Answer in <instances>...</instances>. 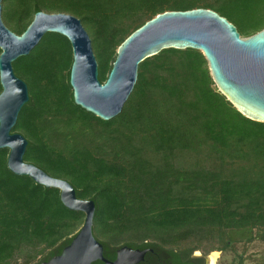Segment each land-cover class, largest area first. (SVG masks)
Instances as JSON below:
<instances>
[{
  "label": "trees",
  "instance_id": "1",
  "mask_svg": "<svg viewBox=\"0 0 264 264\" xmlns=\"http://www.w3.org/2000/svg\"><path fill=\"white\" fill-rule=\"evenodd\" d=\"M194 8L218 12L242 37L264 29V0H4L2 17L17 34L39 11L78 17L104 83L133 31L159 13ZM72 63L69 39L53 32L13 63L30 98L12 132L28 140L26 162L94 200L93 233L106 257L129 246L189 264L214 243L264 240V121L219 89L201 50L167 48L143 60L110 120L75 103ZM8 155L0 149V264H40L72 241L85 213L67 208L60 189L14 174Z\"/></svg>",
  "mask_w": 264,
  "mask_h": 264
},
{
  "label": "water",
  "instance_id": "2",
  "mask_svg": "<svg viewBox=\"0 0 264 264\" xmlns=\"http://www.w3.org/2000/svg\"><path fill=\"white\" fill-rule=\"evenodd\" d=\"M3 2L0 0V149H9L8 167L14 174L60 189L67 208L85 213L84 223L72 241L59 255L40 264H92L96 260L104 264L138 263L148 249L122 246L115 260L106 259L103 244L93 233L94 200L78 198L68 181L24 160L28 140L12 130L30 97L28 85L15 74L13 63L29 55L46 33L66 36L73 51L70 84L75 103L110 120L120 114L132 93L143 60L167 48L198 49L205 55L217 86L238 110L251 119L264 121V29L242 37L232 22L212 9L165 11L146 21L120 44L108 78L102 83L92 39L78 17L39 11L26 30L17 34L3 20Z\"/></svg>",
  "mask_w": 264,
  "mask_h": 264
},
{
  "label": "rangeland",
  "instance_id": "3",
  "mask_svg": "<svg viewBox=\"0 0 264 264\" xmlns=\"http://www.w3.org/2000/svg\"><path fill=\"white\" fill-rule=\"evenodd\" d=\"M204 252V249L194 250V254H217L216 264H264V240L258 236L252 241L235 242L224 249L218 248ZM209 248V247H207Z\"/></svg>",
  "mask_w": 264,
  "mask_h": 264
},
{
  "label": "flooded vegetation",
  "instance_id": "4",
  "mask_svg": "<svg viewBox=\"0 0 264 264\" xmlns=\"http://www.w3.org/2000/svg\"><path fill=\"white\" fill-rule=\"evenodd\" d=\"M117 250H115L114 257L110 258V257H106L105 255H104V257L108 260H115L116 256H117ZM149 252H152V249H148V252L145 254L144 258L135 264H171L168 262L167 256L164 257L163 255L160 256L159 254L150 256V255H148ZM213 258L214 257H212L211 255H203V254H194L193 253L191 255V259H190L189 264H212L213 262H211V259L213 260ZM94 262L104 264V262L101 260H96ZM214 264H216V262H214Z\"/></svg>",
  "mask_w": 264,
  "mask_h": 264
},
{
  "label": "bare ground",
  "instance_id": "5",
  "mask_svg": "<svg viewBox=\"0 0 264 264\" xmlns=\"http://www.w3.org/2000/svg\"><path fill=\"white\" fill-rule=\"evenodd\" d=\"M212 256L214 257L213 260H212L213 261L212 264H214L217 254L214 253Z\"/></svg>",
  "mask_w": 264,
  "mask_h": 264
}]
</instances>
